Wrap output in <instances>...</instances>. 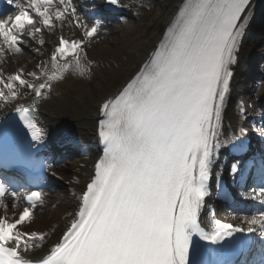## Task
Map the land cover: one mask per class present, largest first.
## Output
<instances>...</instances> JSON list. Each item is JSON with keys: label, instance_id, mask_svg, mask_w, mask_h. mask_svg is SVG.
Segmentation results:
<instances>
[{"label": "snow or ice", "instance_id": "snow-or-ice-1", "mask_svg": "<svg viewBox=\"0 0 264 264\" xmlns=\"http://www.w3.org/2000/svg\"><path fill=\"white\" fill-rule=\"evenodd\" d=\"M249 2L189 0L150 63L103 105L106 119L99 136L104 155L95 165L94 178L80 198L78 218L63 242L39 261L23 255L47 236L20 230L43 204L42 193L34 191L27 195L28 206L17 219H0V264H189L195 236L216 245L236 233L258 230L264 236V207L257 215L244 217L246 228L214 218V229L208 232L200 223L213 165L229 143L221 139L225 103ZM108 3L117 5L119 0ZM5 4L14 5L16 11L7 14L11 9L0 5L4 15L0 55L23 53L25 36L36 40L38 33L51 32L69 19L82 31V38L61 35L50 61L38 71L21 69L7 79L0 73V101H19L25 90L43 98L52 81L63 79L69 70L87 71L85 40L99 35L100 24L82 20L73 0H27V6L7 0ZM38 43L43 46L44 40ZM18 111L32 138L40 140L31 109L21 105ZM245 150L243 142L234 145V151ZM237 171L233 164L232 172ZM248 179L240 175L242 184ZM253 179L260 186L244 195L264 206V163ZM6 195L13 204L19 199L18 193L0 185V198ZM0 208L7 211L6 204L0 203Z\"/></svg>", "mask_w": 264, "mask_h": 264}, {"label": "bare ground", "instance_id": "bare-ground-1", "mask_svg": "<svg viewBox=\"0 0 264 264\" xmlns=\"http://www.w3.org/2000/svg\"><path fill=\"white\" fill-rule=\"evenodd\" d=\"M85 1V0H82ZM185 0H169L171 3V8L167 10L165 15V21L161 27V29L150 39L142 40L140 45L134 46H122L119 50H115L119 44H115L114 47L107 46L105 42V35L111 31V29H105L100 32L97 37L92 39L89 43L93 47L91 59L96 62L107 60L111 61L113 65H116L117 68H121V66L126 62L128 58L132 55L136 56V60L132 66L127 68L124 71L122 83L129 79L131 80L133 77L137 75V73L147 64L150 63L151 58L154 56V53L157 51L160 43L163 40V36L167 31L170 24L174 21L175 16L178 14L180 10V5L184 3ZM258 1L262 5L264 0H253L250 4L249 11L252 10V6L255 5ZM75 6L77 7L78 14L81 19L86 21L88 24H93L91 19L92 16L85 10V6L79 0L73 1ZM132 3L131 8L134 10L144 9L147 10L151 7L152 0H129L128 3ZM31 15L34 12L29 9ZM248 13V11H247ZM124 27V26H123ZM247 30H250V26L247 27ZM69 33L74 34L75 30L73 27H70L64 21L63 25H57V28L52 30L49 35L38 33L37 34V42L38 39H43L44 44L40 47H33L31 51H27L25 48L24 52L21 54H12L11 52H7L5 55H0V73L3 74V77L7 79L9 76L15 75L21 69L24 70L25 73L30 72L31 69H36L35 61L37 58L44 59V62L47 61V57H50L51 47L55 43V39L57 35ZM119 35L122 37V41L127 43V35L124 32ZM77 39H81L80 36L76 37ZM0 43H3V38L0 37ZM247 36L246 38L241 39L240 45L242 46V50L240 53V57L236 59V63L232 65V72L234 78L230 80L229 91L234 89L237 81L239 80L238 70L241 65L247 60L246 46ZM6 47V45H5ZM24 47H28L26 44ZM91 50V49H90ZM86 65H89L87 60L83 61ZM243 67V66H242ZM3 71V72H2ZM71 84V81L70 83ZM120 88V87H117ZM116 88V89H117ZM262 90L264 88V84L260 87ZM82 93L81 97L76 100V102L72 101L70 97H66L67 93L60 88L57 89L56 92H53L51 96L47 94V102L43 104L41 110L45 111V114L41 115L40 119L43 123L44 130L42 134L44 135V140L49 143L50 138L54 135L57 136L61 131H69L71 135L76 139V143L78 146L82 147L85 145H93L99 143V130L102 121L99 117V112L103 110V107L100 105L107 101L108 95H113L114 90L111 93H103L100 92V96L96 99L93 98L92 93L85 92V89L80 90ZM262 92V91H261ZM233 92V96H234ZM23 99L21 101L3 103L0 101V122H4L8 119V117L15 112L18 111L19 107L23 105L31 104L32 101V93L31 91L25 90L23 93ZM232 96V98H233ZM108 102V101H107ZM72 104V106H70ZM98 105V106H97ZM234 118V112L232 110L225 111L223 118V128H222V138L227 141V135L229 133L228 128L225 126V121H232ZM60 136V135H59ZM222 153H220L221 155ZM101 155H93L88 153L84 159L78 163H73V167L67 168V170L72 171V175L68 177V180L71 185V193L68 194L66 201L69 203V206L60 214H55L56 210L54 209H45L42 217L32 219L26 222V224H33V221L36 225H32L30 227V231L27 229H23L26 232H46L47 236L44 242H37L40 245L35 246L28 252L24 253L27 258L38 259L44 258L47 256L52 249L57 245V243L61 241L63 235L66 233L68 228L74 219L78 218V208L81 204V195L84 191H86V186L91 180L94 178V163L100 159ZM71 165V164H70ZM223 166V163L219 164L217 160L213 165L214 172L217 173V170ZM65 170V169H64ZM59 176V175H56ZM64 177V176H63ZM54 200L58 202L59 197L57 192L53 195ZM56 204V202H55ZM18 204H9L7 206V211L4 209H0V219L5 218V216L11 221L13 219H17L19 214L22 212L21 207L17 206ZM35 217V216H34ZM28 227V226H27Z\"/></svg>", "mask_w": 264, "mask_h": 264}, {"label": "rangeland", "instance_id": "rangeland-1", "mask_svg": "<svg viewBox=\"0 0 264 264\" xmlns=\"http://www.w3.org/2000/svg\"><path fill=\"white\" fill-rule=\"evenodd\" d=\"M157 7H159V8L155 12V16L157 17L158 20L155 21L156 24L153 27V29L151 30L149 38H152L153 34L157 30H160V28L162 27L163 21H164L165 11L168 10V8L164 7V6H162V7L161 6H157ZM151 15H152V13H151ZM137 28H138L137 24H135L133 22L127 28H125V27L121 28V29H123V31H125V34L127 35V39H128L127 43L123 42L122 41V37L119 34L114 33L113 31L109 32L108 34H104L105 35L104 39H105V42L107 43V46L114 47L115 44H119V46L117 48H114L115 50H119L122 46H125V44H126V46H134V47H136L137 45H140V42L142 40H144L145 38L142 37L141 30L137 29ZM108 29H112V28H108ZM260 37H261V39H264V34H262ZM261 42H262L261 44L264 43V41H261ZM25 44L28 46V47H25V49L27 51H29V53L32 52L31 48H33L34 45H32V43H30V42H27ZM126 46H125V48H126ZM92 50H93V47H91V55H92ZM134 61H135V56H132L128 60V62L125 64L126 68L129 67ZM100 64H101V66H100L99 70H101L102 72L103 71L106 72L107 70H109V73L105 75L103 80L100 79V77L96 73H93L90 76V78H88L87 80L93 79L92 82L97 83L98 87H100V88L104 87L105 89L112 88L115 85L121 83L122 75H123V72L121 70L115 69V71L112 73L110 71V67L111 66L108 63H106V61H103ZM103 67L106 68L107 70L104 69ZM92 82H91V84H92ZM72 161L73 162H72L71 165H68V164L63 165V166H65V168H64L65 170L62 168L63 167L62 166V167H60L58 169V172L61 173V172L64 171V173H65L64 176H66V177H69L70 175H72V172L70 173V171L67 170V168L73 167V163L79 162L80 159H75V160H72ZM67 188H68V185H66L65 183H61V185L58 184V186L55 189H53V190L52 189L49 190V191L45 190L44 193H43L44 202H43L42 205H40L38 208L35 209V217H34V219L42 217V215H41L42 213H39V212L40 211L43 212V210L48 209V208L56 210L55 214H60L63 211H65V209L69 206V203H65V201H64L65 200V196H66V191L68 190ZM56 192H57V195L59 197L58 199L60 201L58 203L53 198V195H55ZM46 193L48 195H46ZM55 202H56V204H55ZM32 225H36L34 223V221H33ZM32 225L31 224L30 225L26 224L25 227H26L27 230H30V227Z\"/></svg>", "mask_w": 264, "mask_h": 264}]
</instances>
